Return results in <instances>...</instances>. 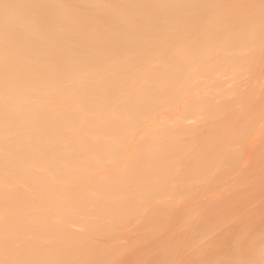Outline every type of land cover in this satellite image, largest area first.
Instances as JSON below:
<instances>
[{
  "label": "bare ground",
  "instance_id": "1",
  "mask_svg": "<svg viewBox=\"0 0 264 264\" xmlns=\"http://www.w3.org/2000/svg\"><path fill=\"white\" fill-rule=\"evenodd\" d=\"M64 1L8 0L41 7L7 95L0 8V261L118 264L135 231L140 254L161 239L136 264L259 262V0Z\"/></svg>",
  "mask_w": 264,
  "mask_h": 264
},
{
  "label": "snow or ice",
  "instance_id": "2",
  "mask_svg": "<svg viewBox=\"0 0 264 264\" xmlns=\"http://www.w3.org/2000/svg\"><path fill=\"white\" fill-rule=\"evenodd\" d=\"M41 7V5L37 4H12L8 3V0H0V8L5 10L4 20H3V31H4V39L5 45L3 49V59L5 63V81H6V95L11 91L7 88V81L10 79V74L8 71L9 65L13 62V60L18 55V50L15 45V41H20L24 38L25 32L30 30L32 21L31 19L22 14L20 9H31ZM241 7H254V5H246ZM259 8L261 11V22L262 28H264V0H259ZM0 133H2V148L5 153V156H9L11 154L12 147V137L15 135L12 122L6 116L3 122L2 129H0ZM5 239H4V247L5 249H9L14 245V241L8 235V229H5ZM0 264H33L30 261L24 260H8V261H0ZM158 264H169L168 261H160ZM221 264H264V249L261 251V260L259 262L255 260L248 261H223Z\"/></svg>",
  "mask_w": 264,
  "mask_h": 264
},
{
  "label": "rangeland",
  "instance_id": "3",
  "mask_svg": "<svg viewBox=\"0 0 264 264\" xmlns=\"http://www.w3.org/2000/svg\"><path fill=\"white\" fill-rule=\"evenodd\" d=\"M63 1H64V0H63ZM69 1H70V2H69ZM69 1L67 0V1H64V2H66V3L69 2V4H70L72 0H69ZM73 3H76V2L72 1V4H73ZM78 5H79L78 10H80V9L83 8V7H85V5L82 4V3H81V4L78 3ZM78 5H77V3H76V5H74V7H75V6L78 7ZM80 5L82 6L81 8H80ZM83 5H84V6H83ZM72 6H73V5H72ZM86 6H87V5H86ZM75 8H76V7H75ZM76 9H77V8H76ZM34 10H35V9H34ZM82 10H83V9H82ZM84 10H87V8L85 7ZM263 48H264V44H263L262 49H263ZM263 53H264V49L262 50V58H261L262 60H263V58H264V57H263V56H264ZM263 62H264V60L261 61V64H260V63L258 64V68H257V69H259V70L256 69V70H257V71H255V76H256V77H254L255 79H257V80L259 81L260 84L264 81V80H263V79H264V71H263V70H264V69H263V68H264V64H263ZM259 65L261 66V69L259 68V67H260ZM262 66H263V67H262ZM262 69H263V70H262ZM260 71H261V72H260ZM262 71H263V74H262ZM257 72H259V75L257 74ZM260 73H261V74H260ZM256 74H257V75H256ZM260 77H261V78H260ZM261 79H262L263 81H261ZM260 81H261V82H260ZM262 84H263V83H262ZM248 85H249V83H248ZM263 86H264V85H263ZM247 112H248V111H247ZM247 112H244V113H246V115H247V114L249 113V112H248V113H247ZM246 115H245V116H246ZM243 116H244V114H241V115L239 116V118H243ZM245 116H244V117H245ZM188 122H190V121H188ZM204 125H205V124H204ZM204 125H202L203 127L201 126V128H200V131L202 130V132H203ZM204 129H206V131L208 130L207 125H205V128H204ZM204 132H205V130H204ZM262 146H263L262 144L258 146V148H257V149H258L257 154L260 153L261 151H262V152L264 151V150H263V149H264V146H263V147H262ZM259 147L262 148V149L260 150ZM252 149H253V148H252ZM251 151L254 152V151H256V149H255V150H251ZM253 152H252V153H253ZM254 154H255V152H254ZM254 154H252V155L254 156ZM252 155H251V152H250V157H253ZM251 161H254V160H251ZM251 163H253V162H251ZM217 192H218V190H217ZM214 193H215V192H214ZM263 194H264V191L262 192V195H263ZM194 198H196V197H194ZM194 198H193V199H194ZM262 198L264 199V195L261 196V201H263ZM200 199H201V198H198V199L196 198V201H194V200H192V201L197 202V200H198V202H199ZM141 200H142V198H138V199L135 201V205H136L135 207H136L137 211L141 210V208L143 207V204H144V203H143V201H141ZM261 201H257L256 203H254V204L250 207V208L253 207L252 210L255 208V209L253 210L255 213H258V210H260L259 208H261V206H262V210H260L258 214H260V213L263 212V210H264V209H263V205H259ZM257 204H258V206H256ZM254 205H255V206H254ZM257 207H258V208H257ZM136 220H138V218H136L134 221H136ZM125 233H126V232H124L123 234H125ZM129 233H130V234H129ZM131 233H132V234L135 233V234H133V237H132V234H131ZM123 234H121L122 238H120L121 236L119 237L118 242H120V241L123 242L122 239H123L124 237L126 238V237L128 236L127 239H129V241H127V242L132 241V242H130V245H132V247H131V249H130V245H129V243L125 242V243H127V245H129V249L126 250V252H124V254H125V255H124V258H125V259L122 258L124 261H122V259H121V261H119L118 264H125V263H126V264H131V262H133V264H136V263L139 262V261H140L139 263H141V261H143V260H142V259H143L142 255H143L144 258H145V257L147 256V253L149 254L150 252L155 251V250L160 246V243H161V242L159 243V241H161V239H159V237H158V241H157V239H156V240H152V241H151V240L147 241V242H146L147 245L145 244L146 246H144V248H146V249H145V250H142L143 252L145 251V253H146V250H147V253L145 254V253H142V251H140V252H141V254H140V253L138 252L137 248L134 247V246H136V245L139 246L137 243H135V242H136V238H135V237H136V236H135V235H136V232H135V231H127L126 235L123 236ZM134 236H135V237H134ZM129 237H131L132 240H130ZM125 238H124V239H125ZM156 238H157V237H156ZM124 239H123V240H124ZM127 239H126V240H127ZM133 239H135V240H133ZM124 241H125V240H124ZM150 241H151V243H150ZM153 241H154V244L151 245ZM156 241H157V244L159 243L157 248H156V247H153V246H156V245H157V244H155ZM133 242H134V243H133ZM148 242H149V243H148ZM134 244H135V245H134ZM149 244H150V245H149ZM224 245H225V244H224ZM224 245H223V246H224ZM223 246L221 247V250H222V251H224L225 249L227 250L228 245L224 246V247H226V248H224ZM149 247H150V248H149ZM135 248H136L137 251L134 250ZM152 248H153V249H152ZM223 248H224V250H223ZM132 249H133V251H132ZM130 250H131L132 252H134V255H136V254L138 253L137 256H138V257L141 256L142 259H141L140 257H139V258H140V259H139L137 256H135V257L138 258V259L136 258L137 261H135L136 259L134 260L135 257L132 258V257H133V253H132ZM151 250H152V251H151ZM128 251H130V253H129ZM127 252H128V253H127ZM135 252H136V254H135ZM126 253H127L129 256H127ZM130 254H132V255H130ZM144 254H145V255H144ZM131 256H132V257H131ZM126 257L129 258V259H127ZM127 260H128V262H127ZM129 260H130V262H129ZM132 260H133V261H132ZM134 261H135V262H134ZM139 263H138V264H139Z\"/></svg>",
  "mask_w": 264,
  "mask_h": 264
}]
</instances>
